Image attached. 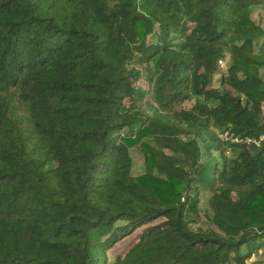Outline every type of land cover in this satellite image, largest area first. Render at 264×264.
<instances>
[{
  "label": "trees",
  "instance_id": "obj_1",
  "mask_svg": "<svg viewBox=\"0 0 264 264\" xmlns=\"http://www.w3.org/2000/svg\"><path fill=\"white\" fill-rule=\"evenodd\" d=\"M257 7L0 0V264H247L264 147L216 131L264 134Z\"/></svg>",
  "mask_w": 264,
  "mask_h": 264
},
{
  "label": "rangeland",
  "instance_id": "obj_2",
  "mask_svg": "<svg viewBox=\"0 0 264 264\" xmlns=\"http://www.w3.org/2000/svg\"><path fill=\"white\" fill-rule=\"evenodd\" d=\"M254 19L257 22H260L264 25V11L261 7H257L254 9ZM217 78H219V75L215 76V80H214L215 86L219 85ZM219 131L218 130L216 131L218 136H219ZM219 138L223 140L220 136ZM133 154H134V159H135L134 172L139 173L142 171V167H143V152L141 151L139 147H134ZM227 154L230 155L229 152ZM201 197H202L201 208L202 210H205L207 209L208 194L206 192H203L201 194ZM124 242L119 243L114 249L110 251V254L111 255L116 254L121 249V247L124 245ZM247 264H264V240L262 241L261 248L253 254L252 258H250L247 261Z\"/></svg>",
  "mask_w": 264,
  "mask_h": 264
},
{
  "label": "built area",
  "instance_id": "obj_3",
  "mask_svg": "<svg viewBox=\"0 0 264 264\" xmlns=\"http://www.w3.org/2000/svg\"><path fill=\"white\" fill-rule=\"evenodd\" d=\"M221 66H224L223 60H219ZM219 136L224 141H230L232 143H242L248 146H257V147H264V134H261L258 137L255 136H243L240 134H235L231 130H220ZM264 153V151H263Z\"/></svg>",
  "mask_w": 264,
  "mask_h": 264
}]
</instances>
